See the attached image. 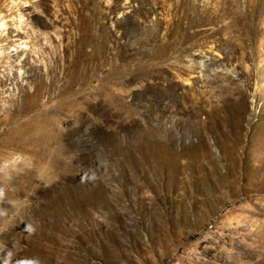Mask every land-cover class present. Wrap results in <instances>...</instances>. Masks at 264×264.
Returning a JSON list of instances; mask_svg holds the SVG:
<instances>
[{"label":"rangeland","instance_id":"374dc122","mask_svg":"<svg viewBox=\"0 0 264 264\" xmlns=\"http://www.w3.org/2000/svg\"><path fill=\"white\" fill-rule=\"evenodd\" d=\"M176 1L0 0V264H264V5Z\"/></svg>","mask_w":264,"mask_h":264},{"label":"bare ground","instance_id":"6f19581e","mask_svg":"<svg viewBox=\"0 0 264 264\" xmlns=\"http://www.w3.org/2000/svg\"><path fill=\"white\" fill-rule=\"evenodd\" d=\"M139 0H115V1H111V0H106L107 2V6L112 9V8H117L118 13L119 14H124L127 13L128 11H130L132 9V11L137 14V15H141V14H147L148 12H150V9H147L146 7H144V5H140L138 4L137 6L134 5V3H136ZM143 1V0H142ZM151 2L153 1H158V0H150ZM243 0H236V8H239V5H241V2ZM146 2V1H145ZM140 3V2H139ZM147 3V2H146ZM238 4V5H237ZM255 4H257V6L259 7H263L264 5V0H257V2H255ZM183 5H185V0H177L176 4L172 7V4L168 5L166 7V13L167 15L170 14V11H175L178 12L177 9L179 7H182ZM106 7V6H105ZM83 8V0H71V15H72V19L73 20H79L81 15V10ZM93 12H91V14H95L96 10L98 9V5L94 4L93 5ZM181 10V9H180ZM96 16V15H95ZM142 16V15H141ZM178 16V15H176ZM93 18V17H92ZM159 23V22H157ZM25 26V25H23ZM157 26V25H156ZM175 27V26H174ZM23 28V27H22ZM25 28V27H24ZM166 29H168V27H165ZM171 29V28H170ZM156 30V29H155ZM174 31V30H173ZM156 32V31H155ZM168 35V32L166 31V36Z\"/></svg>","mask_w":264,"mask_h":264}]
</instances>
